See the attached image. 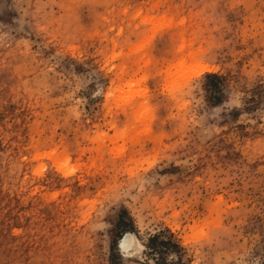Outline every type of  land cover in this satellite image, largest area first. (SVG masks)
<instances>
[{"label": "rangeland", "instance_id": "374dc122", "mask_svg": "<svg viewBox=\"0 0 264 264\" xmlns=\"http://www.w3.org/2000/svg\"><path fill=\"white\" fill-rule=\"evenodd\" d=\"M0 264H264V0H0Z\"/></svg>", "mask_w": 264, "mask_h": 264}, {"label": "bare ground", "instance_id": "6f19581e", "mask_svg": "<svg viewBox=\"0 0 264 264\" xmlns=\"http://www.w3.org/2000/svg\"><path fill=\"white\" fill-rule=\"evenodd\" d=\"M203 70H204V68H203ZM203 70H200L199 69V71H203ZM198 72V71H197ZM132 233L131 232H126L122 237H121V239H120V241H119V246L121 247V248H127L128 246H129V242H130V238L132 237Z\"/></svg>", "mask_w": 264, "mask_h": 264}, {"label": "trees", "instance_id": "16d2710c", "mask_svg": "<svg viewBox=\"0 0 264 264\" xmlns=\"http://www.w3.org/2000/svg\"><path fill=\"white\" fill-rule=\"evenodd\" d=\"M208 76H210V77H219V75L216 74V73H210V74H208ZM154 239H156V236H154L153 238H151L150 241H153Z\"/></svg>", "mask_w": 264, "mask_h": 264}]
</instances>
